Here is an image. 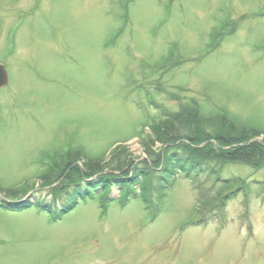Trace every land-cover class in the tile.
<instances>
[{"label":"rangeland","instance_id":"rangeland-1","mask_svg":"<svg viewBox=\"0 0 264 264\" xmlns=\"http://www.w3.org/2000/svg\"><path fill=\"white\" fill-rule=\"evenodd\" d=\"M0 62V203L10 189L28 200L0 207V264H264L257 188L226 204L222 225L193 223L197 192L178 171L150 208L122 205L113 185L58 220L34 206L66 201L73 184L40 177L69 162L101 161L97 180L121 175L120 154L128 177L141 161L160 169L169 125L158 120L182 105L226 112L264 141V0H0ZM219 172L264 181V168Z\"/></svg>","mask_w":264,"mask_h":264},{"label":"trees","instance_id":"trees-1","mask_svg":"<svg viewBox=\"0 0 264 264\" xmlns=\"http://www.w3.org/2000/svg\"><path fill=\"white\" fill-rule=\"evenodd\" d=\"M161 114L160 118H162L158 121H162L164 124L168 121L169 125V127L165 126L167 128L163 137L158 139V141L167 144V152L165 151L167 164L158 169L156 166H149L147 162L141 161L137 164L136 170H133L131 176L128 177L126 172L132 164V159L126 158V154H120L121 158L117 161L112 159L115 164L112 169L121 175L104 174L98 176V180H86V178L102 171L101 161H88L87 159L83 170L77 166L72 168L73 164L69 162L68 167H71V170L67 171L68 167L61 170L62 173L64 170L68 173L58 177L54 175V178L42 177L45 184L61 179L60 183L66 184H63L60 189L69 188L73 184L72 189L70 188L65 193L67 196L65 203L58 210H53L51 202L33 203L34 206L51 213L52 219L57 220L72 210L78 200L93 196L97 193L95 190L100 187L108 189L111 185L120 189L118 198L122 205H125L131 198L140 197L149 206L152 197L151 190L159 197L163 188L169 189L171 185L169 178L174 180L177 177V171L191 179L197 191L199 222L223 220L226 204L240 194L247 198L251 188L259 189V192L264 195L263 180L248 182L238 176H223L222 172H219L224 165L228 164H243L256 170L264 168V141L250 142L253 135L259 133L248 132L246 127L237 124L234 117H229L226 112L218 116L205 115L194 103L188 104V106L182 105L178 111H163ZM153 119H151V129L157 127L156 123L153 125ZM211 140L217 142V148L210 143ZM202 142L204 145L198 147V144ZM77 153L79 154V151ZM166 177L168 185H164L167 181ZM26 192L27 190L10 189L5 194L15 200L17 195H24ZM27 201L25 203L4 202L2 205L5 209L22 210L28 206Z\"/></svg>","mask_w":264,"mask_h":264},{"label":"water","instance_id":"water-1","mask_svg":"<svg viewBox=\"0 0 264 264\" xmlns=\"http://www.w3.org/2000/svg\"><path fill=\"white\" fill-rule=\"evenodd\" d=\"M8 82V76L4 66L0 64V88L6 85Z\"/></svg>","mask_w":264,"mask_h":264}]
</instances>
